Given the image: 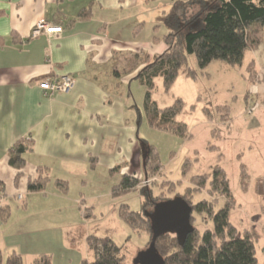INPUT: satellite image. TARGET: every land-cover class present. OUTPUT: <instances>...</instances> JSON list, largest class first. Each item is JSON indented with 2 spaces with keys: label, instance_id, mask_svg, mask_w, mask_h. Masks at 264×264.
Masks as SVG:
<instances>
[{
  "label": "crops",
  "instance_id": "crops-1",
  "mask_svg": "<svg viewBox=\"0 0 264 264\" xmlns=\"http://www.w3.org/2000/svg\"><path fill=\"white\" fill-rule=\"evenodd\" d=\"M121 1L0 0L3 257L17 252L22 259L33 260L46 253L44 246L49 244L61 245L66 250L61 256L67 259V251L74 249L75 226L70 221L63 228L48 232L52 226L47 218L61 214L68 218L66 212L71 210L73 217L77 216L75 204L80 199L68 197L71 182L79 181L82 188L88 179L94 178L99 184L109 180V176L115 181V174L120 178L128 172L136 176L141 165L136 104L131 91L136 80V61L128 56L129 74L125 75V49L133 50L123 45L121 33L114 34L111 29L122 26L125 20ZM42 18L49 24L61 25L62 31L53 36L30 37L35 23ZM140 23L133 29L134 34ZM254 29H259L260 38L263 37L264 26ZM157 39L162 44L161 38ZM260 41L245 53H255ZM165 48L162 44L160 52ZM254 57L250 56L249 62L254 63ZM131 62L134 64L130 67ZM62 74L73 77V88L46 95L38 81ZM19 140L30 147L23 154L25 164L20 169L9 163L10 150ZM38 167L46 169L48 181L43 189L30 191L28 182L38 174ZM56 179L67 182L65 192L56 185ZM112 186L110 193L114 197ZM106 190L101 193L107 195ZM28 209L33 213L26 218L23 214ZM78 209L84 214L81 207ZM48 253L54 264V254Z\"/></svg>",
  "mask_w": 264,
  "mask_h": 264
},
{
  "label": "rangeland",
  "instance_id": "rangeland-1",
  "mask_svg": "<svg viewBox=\"0 0 264 264\" xmlns=\"http://www.w3.org/2000/svg\"><path fill=\"white\" fill-rule=\"evenodd\" d=\"M121 2L125 20L121 23L122 26H113L111 29L114 34L121 33L123 45L133 50L125 49V64L122 65L125 75L129 74L128 56L136 61L137 74L145 57L148 55L149 60H153L161 51L159 47L165 45L162 41L159 45L155 40L167 31L163 19L173 1ZM197 9V5H192L189 11ZM139 23L134 34L133 29ZM198 26L199 22H196L194 28ZM249 35L261 41L259 47L254 49L255 53L249 54L248 50L239 65L213 60L201 69L195 56L189 55L188 63L197 70L196 77L181 74L167 90L161 77L154 79L151 97L159 107L171 105L176 99H181L182 109L175 119L186 124L185 136L149 125L143 110L146 87L136 78L131 87L136 104L141 164L136 172L139 179L136 190L112 197L111 186L120 180L117 174L114 176L115 181L109 176V180L99 184L94 178L88 179L87 185L82 188L79 181H72L68 197L80 199L75 204L77 216L73 217L71 210V213L66 212L68 218L63 217V214L47 218L52 226L48 228V232L61 229L70 221L76 229V234H72L74 249L67 251L65 260L61 254L66 250L61 245L45 244L44 247L48 250L45 252L54 254V264H79L82 258L91 261L93 254L87 247L88 235L111 237L121 247L124 263L136 262L139 253L144 252L149 245V228L142 222L136 223V228L131 227L119 216V204L126 203L131 210L140 211L145 197L151 201H159L178 196H185L192 203L205 199L210 202L214 212L227 205L228 219L235 227L236 234L250 237L256 264H264V69L260 68L264 67V35L260 38L261 31L254 28ZM250 56H255L251 67L257 72L256 82L249 78ZM133 64L131 62L129 66ZM223 104L228 106L229 118L226 117V109L219 107ZM142 139L156 148L160 161L159 164L156 154L151 156L147 175L142 167L145 152L143 141H140ZM215 169H222L226 175L229 198L220 191L211 189L210 180ZM105 188L107 195L101 193ZM141 191L145 193L144 196ZM153 205L147 207V210L153 211ZM78 207H81L82 213L85 208H89L90 216L80 214ZM32 213L28 209L23 215L29 218ZM191 214L192 224L200 232L213 227L208 214L195 211ZM29 259L24 257L22 264H30L32 260Z\"/></svg>",
  "mask_w": 264,
  "mask_h": 264
},
{
  "label": "trees",
  "instance_id": "trees-1",
  "mask_svg": "<svg viewBox=\"0 0 264 264\" xmlns=\"http://www.w3.org/2000/svg\"><path fill=\"white\" fill-rule=\"evenodd\" d=\"M170 9L164 14V25L167 32L161 37L166 48L157 54L153 60L146 56L143 66L137 71L136 78L146 87L143 110L150 126L185 136L186 124L176 120L177 114L182 109L181 99H176L171 105L159 107L152 99L154 79L161 77L164 88H170L174 80L181 74L196 77L197 70L188 63V56H195L198 66L204 69L211 61L221 60L231 65L241 64L245 51L258 44V38H251L250 31L256 26H264V0H172ZM192 5H197V11H189ZM196 22L199 26L194 28ZM158 39L155 40L157 42ZM249 62L250 81L256 82V71ZM226 109L228 106L219 105ZM144 159L142 167L145 175L150 168L151 156L156 154V148L145 140ZM30 147L19 140L10 150L9 163L16 168H22L25 164L23 154ZM160 164V163H159ZM37 175L28 182V190L39 191L48 181L46 169L38 167ZM56 185L65 192L67 182L62 179L55 180ZM139 183L134 173L122 174L119 182L112 186V195L117 197L130 190H136ZM210 186L218 190L227 198L230 197L228 180L222 169H215L212 173ZM144 196L145 193L141 191ZM192 211L206 213L213 222L212 228H206L202 232L192 224L190 217V229L179 236L174 232L160 233L154 240L156 252L164 259L163 264H256L254 245L248 235L239 236L235 227L228 219V206L225 205L216 212L209 201L203 199L196 203L185 196ZM164 200H149L144 198L142 210H131L126 203L119 204V216L131 227L136 228V223L146 224L152 237V221L147 210L155 202ZM154 206V205H153ZM89 208H85L84 216L89 217ZM2 216L5 214L2 212ZM87 245L92 251L91 261L82 258L79 264H125L121 247L109 236H87ZM150 243V242H149ZM0 264H22V256L12 252L3 257L0 250ZM30 264H52L51 255L38 254ZM135 264V263H132Z\"/></svg>",
  "mask_w": 264,
  "mask_h": 264
},
{
  "label": "water",
  "instance_id": "water-1",
  "mask_svg": "<svg viewBox=\"0 0 264 264\" xmlns=\"http://www.w3.org/2000/svg\"><path fill=\"white\" fill-rule=\"evenodd\" d=\"M191 205L182 197L160 201L148 213L152 221L151 241L144 252H140L135 264H163L164 259L154 248L155 238L163 232H174L179 236L190 229Z\"/></svg>",
  "mask_w": 264,
  "mask_h": 264
},
{
  "label": "built area",
  "instance_id": "built-area-1",
  "mask_svg": "<svg viewBox=\"0 0 264 264\" xmlns=\"http://www.w3.org/2000/svg\"><path fill=\"white\" fill-rule=\"evenodd\" d=\"M62 31L61 25L49 24L45 19H39L30 32V37L39 35L53 36ZM39 86L44 90L46 95L52 96L56 93L66 92L73 88L74 79L70 75H52L38 81ZM20 198L21 194L18 195Z\"/></svg>",
  "mask_w": 264,
  "mask_h": 264
},
{
  "label": "bare ground",
  "instance_id": "bare-ground-1",
  "mask_svg": "<svg viewBox=\"0 0 264 264\" xmlns=\"http://www.w3.org/2000/svg\"><path fill=\"white\" fill-rule=\"evenodd\" d=\"M124 174V173H123Z\"/></svg>",
  "mask_w": 264,
  "mask_h": 264
}]
</instances>
